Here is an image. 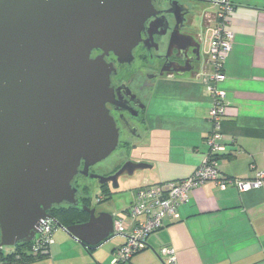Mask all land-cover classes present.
<instances>
[{"label":"water","instance_id":"obj_1","mask_svg":"<svg viewBox=\"0 0 264 264\" xmlns=\"http://www.w3.org/2000/svg\"><path fill=\"white\" fill-rule=\"evenodd\" d=\"M152 10L151 0H0V248L32 241L42 220L86 247L113 233L112 214L76 198L72 180L80 172L117 188L148 166L88 171L119 144L104 56L130 62ZM59 205L88 219L64 226L50 214Z\"/></svg>","mask_w":264,"mask_h":264},{"label":"crops","instance_id":"obj_2","mask_svg":"<svg viewBox=\"0 0 264 264\" xmlns=\"http://www.w3.org/2000/svg\"><path fill=\"white\" fill-rule=\"evenodd\" d=\"M212 3L217 13L216 0ZM233 3L232 48L224 61L225 79L219 84L226 101L221 124L225 149L216 167L222 176L253 179L258 171L264 172V0ZM210 72L206 56L205 65L194 73L168 75L155 82L144 126L138 136L126 137L122 159L148 166L123 175L117 188L110 186V197L118 193L124 200L116 212H110L114 223L110 237L86 247L56 226L47 255L9 261L5 258L12 251L0 248V264H111L113 251L128 233V223L120 224L116 217L124 215L134 190L185 178L206 156ZM127 176L137 182L132 191L125 188ZM178 214L177 219H164L128 264H264V181L241 192L231 184L221 188L208 180L190 189ZM162 247L174 250L173 263L160 254Z\"/></svg>","mask_w":264,"mask_h":264},{"label":"flooded vegetation","instance_id":"obj_3","mask_svg":"<svg viewBox=\"0 0 264 264\" xmlns=\"http://www.w3.org/2000/svg\"><path fill=\"white\" fill-rule=\"evenodd\" d=\"M151 4L153 10L144 21L139 40L131 50L130 62H119L112 52L104 56L110 69L109 96L105 107L119 130L118 146L121 131L129 137L139 135L153 86L158 79L194 73L198 69L205 30L214 21L216 23L217 13L208 12L207 0H151ZM101 53L100 49H94L91 57ZM122 142L127 145V141ZM123 164L121 160L113 170L101 176H110ZM91 166L88 168L90 173ZM82 169L83 162L78 167L79 171ZM87 178L78 172L72 186L77 189L76 198L92 206ZM99 186L109 188L111 184L108 181ZM101 199L99 197L98 201Z\"/></svg>","mask_w":264,"mask_h":264},{"label":"built area","instance_id":"obj_4","mask_svg":"<svg viewBox=\"0 0 264 264\" xmlns=\"http://www.w3.org/2000/svg\"><path fill=\"white\" fill-rule=\"evenodd\" d=\"M218 12L216 23L206 28L203 37L204 53L211 67L208 90L212 99L208 110V121L211 130L205 138L208 152L193 173L179 180H170L142 186L134 190L133 200L124 211L123 216L116 220L128 223L126 241L118 246L112 254L111 264H128L130 258L143 250L147 237L163 225L166 218L177 219L178 207L188 200V192L194 187L211 180L219 187L225 188L233 184L241 192L258 188L263 184L264 172L258 171L253 179L228 178L222 176L216 167V154L224 147L221 124L226 110L225 93L219 84L225 79L224 61L232 48L233 33L229 28L233 0H216ZM55 225L51 220H42L39 232L34 237L33 249L47 253L52 243ZM160 254L169 263L175 261L174 250L162 247Z\"/></svg>","mask_w":264,"mask_h":264},{"label":"rangeland","instance_id":"obj_5","mask_svg":"<svg viewBox=\"0 0 264 264\" xmlns=\"http://www.w3.org/2000/svg\"><path fill=\"white\" fill-rule=\"evenodd\" d=\"M212 2L215 0H211ZM208 4V12L209 13H216L217 8L214 7L213 3ZM203 47V43H202ZM205 60L206 56L203 53V48H201V61L199 63V67H203L205 65ZM127 137V133L125 131H121L120 133V145L116 147V149L105 159L95 163L94 165L91 166V172L98 174V175H103L106 174L109 170H113L116 165L120 164L121 160L124 157V151H125V143L122 142L125 140ZM119 179H124L123 176H120ZM118 179V180H119ZM129 181L126 183L125 188L126 190L132 191V188L134 185H136L135 181L130 180L131 178L127 176ZM78 182H81L79 179L77 180ZM88 183H90V191H89V196H90V202L91 205L96 208L98 211H106L108 213H114L117 211L118 206L123 203V195L121 194H112L110 197V186L109 188L106 186L100 187L98 184V181L96 179L92 178H87L86 180ZM119 185V182H118ZM80 186V185H78ZM128 192V191H127ZM129 194V192H128ZM99 197H102L101 201H98ZM132 199H133V194H132ZM55 231V230H54ZM54 232L51 235L53 238ZM2 249L8 250V251H16V246H3Z\"/></svg>","mask_w":264,"mask_h":264},{"label":"trees","instance_id":"obj_6","mask_svg":"<svg viewBox=\"0 0 264 264\" xmlns=\"http://www.w3.org/2000/svg\"><path fill=\"white\" fill-rule=\"evenodd\" d=\"M222 152L216 154V156L214 157L216 159V161L218 160V158L220 156L219 154H221ZM225 177H227V176H225ZM228 178H231V177H228ZM227 185H229V184H227ZM231 185H233V184H231ZM50 213L56 220H58V222H60L64 226H67V225L73 224V223H77V222L86 221L88 219V216H89V214L86 211L77 210L74 207H72L71 205L54 206L51 209ZM54 225L57 226L55 223H54ZM33 242H34V240H32L30 242L19 243V244L15 245L16 251H13L12 254L7 255V258H5V259L9 260V261H27V260L33 259L34 257H37V258L42 257V256L47 255L49 253L50 246L48 247V252L43 254L40 252V250H34L33 249V247H32Z\"/></svg>","mask_w":264,"mask_h":264}]
</instances>
